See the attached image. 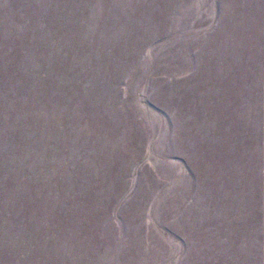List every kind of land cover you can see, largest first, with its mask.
I'll return each instance as SVG.
<instances>
[{
  "label": "rangeland",
  "instance_id": "rangeland-1",
  "mask_svg": "<svg viewBox=\"0 0 264 264\" xmlns=\"http://www.w3.org/2000/svg\"><path fill=\"white\" fill-rule=\"evenodd\" d=\"M0 264H264V0H0Z\"/></svg>",
  "mask_w": 264,
  "mask_h": 264
}]
</instances>
